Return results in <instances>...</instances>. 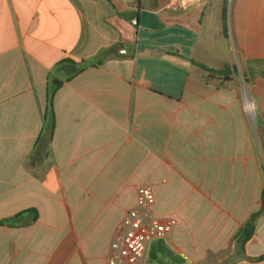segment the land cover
Returning a JSON list of instances; mask_svg holds the SVG:
<instances>
[{"label": "crops", "instance_id": "obj_1", "mask_svg": "<svg viewBox=\"0 0 264 264\" xmlns=\"http://www.w3.org/2000/svg\"><path fill=\"white\" fill-rule=\"evenodd\" d=\"M139 3L0 0V220L37 212L0 226V264H106L142 185L184 264H264V214L244 253L235 238L264 190L223 31L225 12L235 28L243 16L228 0ZM102 49L103 65L57 90L53 138L38 144L49 75ZM155 242L142 264H173L152 259Z\"/></svg>", "mask_w": 264, "mask_h": 264}, {"label": "rangeland", "instance_id": "obj_2", "mask_svg": "<svg viewBox=\"0 0 264 264\" xmlns=\"http://www.w3.org/2000/svg\"><path fill=\"white\" fill-rule=\"evenodd\" d=\"M228 1L233 7L235 22L239 15L243 16L241 28H235L232 18L229 22L227 20L226 29L230 34L228 57L233 62L235 84L239 90L246 127L249 130L251 157L253 150L257 155L259 154L264 177V0ZM250 99L255 105L253 113L246 110L245 107V100ZM234 128L233 136L237 151L239 142L243 141V134L239 132L237 122H235ZM246 136L247 132L245 131V138ZM243 157V154L239 155L236 152L233 161L238 164ZM252 168L253 166L249 169L251 176Z\"/></svg>", "mask_w": 264, "mask_h": 264}, {"label": "trees", "instance_id": "obj_3", "mask_svg": "<svg viewBox=\"0 0 264 264\" xmlns=\"http://www.w3.org/2000/svg\"><path fill=\"white\" fill-rule=\"evenodd\" d=\"M139 5L141 6V0ZM152 8L155 5H151ZM227 19L226 12L224 14L223 21V29L224 34L227 36ZM111 54V50L102 49L98 55L88 59L82 60L81 62H76L74 60H64L54 69V74L49 75L48 77V89H47V108L44 116V128L42 131V135L38 140V144L43 140V136L46 135V146H49L51 142L55 130L56 119L54 112V97L57 90L63 85L64 82L73 79L75 76L80 74L87 68L90 67H99L103 65V63L108 59ZM211 73H219L213 70H209ZM46 153L44 154L45 157ZM262 204L263 208L259 213L253 214L250 220L245 224L244 228L240 230V232L236 235V244L239 247V250L244 253L246 243L252 238L255 231V223L256 219L264 214V190L262 193ZM32 213L33 219L37 218V212L35 210H28L23 212L12 219L0 220V226H11L14 222H16L21 216ZM159 255H167L173 260V264H184V260L180 257L172 254L166 247L162 240H158L155 242L154 246L151 249V257L153 260H158ZM258 261H264V255L260 256Z\"/></svg>", "mask_w": 264, "mask_h": 264}, {"label": "built area", "instance_id": "obj_4", "mask_svg": "<svg viewBox=\"0 0 264 264\" xmlns=\"http://www.w3.org/2000/svg\"><path fill=\"white\" fill-rule=\"evenodd\" d=\"M138 203L128 211L125 227L112 245L106 264H142L149 244L166 238L172 225L155 216L150 186L138 187Z\"/></svg>", "mask_w": 264, "mask_h": 264}, {"label": "water", "instance_id": "obj_5", "mask_svg": "<svg viewBox=\"0 0 264 264\" xmlns=\"http://www.w3.org/2000/svg\"><path fill=\"white\" fill-rule=\"evenodd\" d=\"M131 23L134 25H138V16L135 15L134 18H131ZM123 53L126 55H133L134 54V46L125 44L123 47Z\"/></svg>", "mask_w": 264, "mask_h": 264}, {"label": "bare ground", "instance_id": "obj_6", "mask_svg": "<svg viewBox=\"0 0 264 264\" xmlns=\"http://www.w3.org/2000/svg\"><path fill=\"white\" fill-rule=\"evenodd\" d=\"M245 107H246V110H248L249 112H252L253 113V111H254V109H255V105H254V103L252 102V101H250V100H245ZM247 111V112H248Z\"/></svg>", "mask_w": 264, "mask_h": 264}]
</instances>
